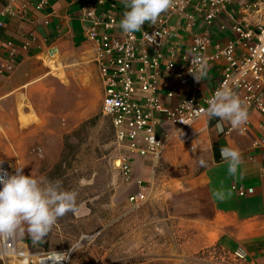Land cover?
<instances>
[{
	"label": "crops",
	"instance_id": "0c3cea01",
	"mask_svg": "<svg viewBox=\"0 0 264 264\" xmlns=\"http://www.w3.org/2000/svg\"><path fill=\"white\" fill-rule=\"evenodd\" d=\"M21 5L22 0H0V22L4 24L0 27V69L3 70L0 75V162L9 163L12 170L23 167L24 175L46 181L47 172L41 170L51 171L62 163L67 153H70L71 161L83 127L101 113L103 87L95 63L96 48L83 33L78 1L47 0L41 11L30 10L24 19L18 15L2 16L7 8L17 12ZM237 7V3L228 6L214 21L208 33L213 44L225 46L232 38L228 15ZM115 11L120 22L126 11L123 3L118 4ZM161 18H166L173 32L172 40L180 51L189 49L193 33L200 32L204 26L199 19L196 28L189 30L186 20L167 12L158 21ZM158 21L156 25L145 22L142 31L155 29ZM120 32L119 28L115 33L119 35ZM8 41L17 46L15 64L10 71L4 69L11 60L6 46ZM24 44H28L27 49H23ZM167 49L164 47L162 51ZM220 75L219 66L207 70V80L196 96L209 94ZM167 84L164 82V89ZM58 91L66 108L64 113L36 111L38 105L46 107L55 103ZM22 106L26 122L21 119L19 108ZM36 121L50 122L55 129L50 128V124L42 126ZM219 121L217 117H206L196 122L192 129L198 134L194 142L187 144L193 155L181 162L177 160L176 166L171 162L178 158L175 153L168 149L164 153L172 165L169 167L177 173L176 179L163 183V178V182L157 181L155 187V201H165L167 222L176 223V244H168L167 248L171 250L168 256L173 258L170 261L181 264L186 258L216 247L241 264H264V164L262 151L252 148L253 141L261 134L260 117L253 114L252 130L247 136L237 132L228 136L220 134ZM46 146H50V150ZM222 147H232L241 153L242 163L235 177L227 174V164L220 155ZM200 159L208 162L207 167L199 165ZM133 160L132 180L145 185L150 183L160 166L154 169L150 160L141 157ZM221 186L231 191V196L223 201L213 197V190ZM233 186L251 192L240 197ZM174 192L175 199L166 202ZM90 214L84 205L74 216L80 218ZM94 223L103 227V217L97 215ZM56 226V233L52 235H67ZM24 228L23 235H16L21 249L32 253L67 249L52 245L49 242L52 235L47 241L44 238L43 242L34 243ZM97 229L103 233L104 228ZM100 237L89 245L93 246L90 253L84 251L78 255L75 264H102L105 256L99 255ZM29 240L32 242H27Z\"/></svg>",
	"mask_w": 264,
	"mask_h": 264
},
{
	"label": "built area",
	"instance_id": "2783aa9c",
	"mask_svg": "<svg viewBox=\"0 0 264 264\" xmlns=\"http://www.w3.org/2000/svg\"><path fill=\"white\" fill-rule=\"evenodd\" d=\"M77 1L83 33L96 48L95 63L103 87L101 114L110 120L115 142L121 150L115 165L126 181L132 179L135 157L150 160L156 169L173 141L194 142L198 132L193 131V126L207 117L204 111L209 106L207 101L222 88H229L243 101L248 120L237 129L227 121H219L223 129H218L219 133L228 136L237 132L247 136L252 130L253 114H258L261 134L253 141L252 148L262 151L264 164V0H246L243 4L240 0H174L167 13L186 20L189 30L196 28L199 19L204 25L200 32L193 33L187 51H180L174 44L166 18H161L155 29L143 31L150 37L158 34L152 42L143 32L131 36L123 33L115 11L122 0ZM235 3L237 10L228 15L232 38L225 46L213 44L208 36L210 28ZM46 4L47 0H22L17 12L7 8L2 16L18 15L24 19L30 10L39 12ZM3 26L0 22V27ZM119 28L121 32L117 35ZM6 46L11 60L4 69L10 71L15 64L17 46L13 41H8ZM164 47H168L166 52L162 51ZM27 48L28 44H24L23 49ZM193 58H199L207 70L214 66L221 68L217 85L200 97L196 94L207 76L201 81L195 79L190 72L196 70V65L191 64ZM164 82L168 83L165 89ZM0 169L13 174L7 162H0ZM137 185L139 191L128 197L132 210L147 204L153 193L152 184L138 182ZM232 189L240 197L251 192L237 186ZM101 234L100 230L83 234L71 248L37 253L21 249L16 236L10 241L0 240V262L71 264L76 251L94 243ZM56 253L66 254L67 259Z\"/></svg>",
	"mask_w": 264,
	"mask_h": 264
},
{
	"label": "rangeland",
	"instance_id": "374dc122",
	"mask_svg": "<svg viewBox=\"0 0 264 264\" xmlns=\"http://www.w3.org/2000/svg\"><path fill=\"white\" fill-rule=\"evenodd\" d=\"M63 103V100L59 99L58 91L55 103L46 107L38 105L36 111L42 113L49 111L58 115L66 110ZM19 109L22 122H26L22 111L23 106ZM28 109L33 111L32 108ZM37 123L42 126L45 123L52 124L45 121ZM49 127L55 129L54 125ZM46 149L50 150V146H46ZM169 150L178 157L171 160L174 166L177 160L181 162L184 158L193 155L187 144L178 141H173L167 151ZM72 153L71 161L68 157L70 153H67L62 158V163L51 171L47 168L41 171L47 172L46 181L59 180L65 190L76 191L78 193L77 210L80 206L87 205L91 214L88 217L77 218L74 216L77 210L68 212L56 222L58 228L67 235H52L56 233L55 224L44 237L46 241L49 235H52L49 241L52 245L71 248L83 234H92L98 231L97 228H104L98 242L100 243L99 255L105 256L102 264H176L170 261L173 258L168 256L171 250L167 248L168 244L172 246L176 244V223L167 222L165 201H155L156 182L165 178L162 182L166 183L177 178L176 170L170 168L169 166L172 165L165 159L166 154L160 160V168L156 170V174L152 177L153 181L150 182L153 186L151 199L140 209L132 210L128 196L138 192L139 187L132 179L129 182L126 181L115 165L121 150L115 142L109 118L99 113L86 127H83L82 136ZM15 170V168L12 170L13 174ZM175 195V192L174 195L170 194L166 202L174 200ZM97 215L103 217V227L94 223ZM23 227L27 228V225ZM27 242L30 243L32 240ZM92 247H80L74 254L71 264H75L80 253L84 251L90 253ZM181 264L241 263L215 247L186 258Z\"/></svg>",
	"mask_w": 264,
	"mask_h": 264
},
{
	"label": "clouds",
	"instance_id": "9594fccd",
	"mask_svg": "<svg viewBox=\"0 0 264 264\" xmlns=\"http://www.w3.org/2000/svg\"><path fill=\"white\" fill-rule=\"evenodd\" d=\"M122 3L126 11L119 27L124 34L131 36L143 32L145 22L156 25L159 17L173 7L174 0H122ZM143 34L152 42L158 35L155 33L150 37L146 32ZM191 64L196 65V70L190 72L197 81L207 76L206 65L199 58H193ZM207 103L209 106L204 110L207 117L227 121L233 129L240 128L248 120V111L243 101L229 88L217 90ZM217 127L223 130L220 124ZM220 155L227 164V174L235 177L242 163L239 150L222 147ZM207 163L204 159L199 160L201 167H207ZM22 169L17 167L15 174L11 175L0 169V240L10 241L17 234L23 235V226L27 225L26 231L33 242L41 243L59 218L77 210L78 193L65 190L59 180L44 181L32 175H24ZM230 196L231 191L223 186L213 190V197L217 200L223 201ZM56 255L67 259L66 254Z\"/></svg>",
	"mask_w": 264,
	"mask_h": 264
},
{
	"label": "trees",
	"instance_id": "16d2710c",
	"mask_svg": "<svg viewBox=\"0 0 264 264\" xmlns=\"http://www.w3.org/2000/svg\"><path fill=\"white\" fill-rule=\"evenodd\" d=\"M112 127V126H111Z\"/></svg>",
	"mask_w": 264,
	"mask_h": 264
}]
</instances>
